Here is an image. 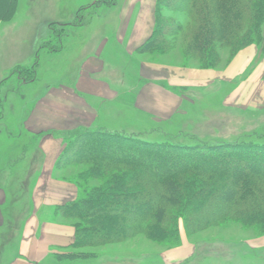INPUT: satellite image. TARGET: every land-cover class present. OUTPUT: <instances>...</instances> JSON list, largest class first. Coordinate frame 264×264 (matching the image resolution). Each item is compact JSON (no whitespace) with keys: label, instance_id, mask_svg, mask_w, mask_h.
Listing matches in <instances>:
<instances>
[{"label":"rangeland","instance_id":"obj_1","mask_svg":"<svg viewBox=\"0 0 264 264\" xmlns=\"http://www.w3.org/2000/svg\"><path fill=\"white\" fill-rule=\"evenodd\" d=\"M170 1L163 3V19L152 46L140 51L157 24V0H7L4 6L0 0V264H10L15 259L21 238L19 226L30 209L35 177L42 172L43 155L37 140L42 132L33 128L31 121L60 111L61 98L53 100L50 93H60V87L64 86L72 92L69 88L74 86L81 63L87 57L98 55L103 69L92 77L107 83L115 94L109 100L87 93L89 104L98 112L93 125L80 128L122 134L137 142L164 147L204 145L206 149L219 146L221 152L227 149L233 154L246 152L251 164L257 167L245 162L240 169L264 174V98L256 97L254 104L250 100L241 103L230 99L231 93L253 71L264 67V14L256 28L244 22L227 29L223 41L210 37L201 47L203 50H196L192 40L198 31L196 25L201 22L200 13L185 9L182 0ZM124 5L134 7L133 19L140 7L145 11L150 7L152 11L153 26L148 37L136 42L131 51L124 48L116 35ZM240 36L250 37L248 44L239 45ZM247 48L256 54L244 72L224 78L223 72L233 58ZM160 79L161 85L177 100L169 112L160 111L155 96L138 100V90L144 84H158ZM256 83L259 88L264 85V74L260 83ZM47 101L52 103L45 104ZM67 132L53 131L61 140L60 153ZM96 140L87 139L84 145L71 144L68 150L76 152V157L67 155L56 164L59 154L55 161L53 178L71 183L74 193L55 205L53 216L57 222L73 228L74 240L68 246L53 248L35 264H264V221L250 218L244 222V214L234 213L209 214L206 223L191 222L184 211L189 209L187 201L193 207L196 196L190 189L186 192L179 187L176 190L182 189L184 201L169 198L168 204L158 206L149 216L145 214L142 221L138 219L143 216L144 204L133 200L141 204L136 207L117 189L110 188L120 199L97 200L100 206L111 209L104 227L113 228L118 222L140 231L116 232L108 234L112 238L107 240L85 244L83 233L88 238L93 235L90 232L102 227L97 221L101 211H81V217H68L56 209L78 198L86 187L106 190L102 188L106 183L115 186L117 174L127 170L125 165H112L100 176L87 174L92 164L79 159V153L102 154ZM213 162L217 168L234 173L233 168L220 164L218 159ZM197 172L185 173L193 183L212 181L207 173ZM257 176L260 183L246 185L243 193L249 200L247 204L257 209L261 206L264 211V178ZM155 186L160 185L145 184L147 191ZM199 202L195 210L206 206V201ZM114 212L126 217L120 216L118 220L112 215ZM161 233L164 236L158 239Z\"/></svg>","mask_w":264,"mask_h":264},{"label":"trees","instance_id":"obj_2","mask_svg":"<svg viewBox=\"0 0 264 264\" xmlns=\"http://www.w3.org/2000/svg\"><path fill=\"white\" fill-rule=\"evenodd\" d=\"M2 1V5L4 6V2L7 0ZM164 2L171 1L157 0V11L159 9L158 12L156 11V17L158 18L157 24L151 35V39L141 46L140 51H144L145 48L151 47L153 44L152 40L156 39L155 37L160 28V22L163 19L161 12ZM182 5L190 12L200 13L201 22L196 25L198 31H196L192 40V47L196 50L203 47V45L206 44V40H211L210 37H214V40H222L224 37L223 34L227 29L239 27L243 25L244 22H248L249 25L252 24L256 28L264 14V0H182ZM153 37L155 39H153ZM249 38L250 37L240 36L239 45L244 46L248 44L247 39ZM210 48L213 49V47ZM201 50H203V48H201ZM261 50H263V45ZM67 137H71V140L66 139ZM94 138L97 139L96 145H99L103 149V153L82 154L80 152V155L78 154L79 159L86 162L89 161L92 164L87 174L100 176L112 165H125L127 166V170L122 174H117L116 179L118 180L115 182V186L111 187L106 183L102 187L106 188V190L94 189L95 187H93L92 190L86 187L80 192L78 198L66 202L56 209L57 211H63L64 215L68 217H75L78 215L81 217V213H89L91 211L96 213L98 210L101 211V217H99L97 221L102 224V227L96 229L94 233H92L93 231L90 232L93 235L88 238L87 234L83 233L85 244L89 242L92 243L93 240L97 239H99V241L107 240V238H112V235L108 234H114L116 232H128V230H134L132 232L140 231V229H133V226L130 227L128 224L119 225L118 222L112 226L113 228L104 227V224L108 221V217L111 216V209L100 206L97 200H104L108 197L120 199V196H115L110 188L117 189L120 195H123L127 201L132 200L133 202V200H140V203H142V205L144 204L143 216L138 219L139 221H142L145 214L149 216L154 213L158 206L161 207L163 204H168L167 200L169 198H179V201H181L183 196L181 192L182 189H185L186 192L190 189V193L196 196L193 207V203L187 201L190 210L184 211L186 219H189L191 222L192 220H196L198 223H201L199 221L205 222L209 214L224 216L231 214L233 216L234 213L244 214V222L250 221V218L258 222L264 221V219H259L264 216L262 207L258 206L257 209L253 205L247 204L249 200L247 197H244L243 192L245 191V187H247L246 185L253 184L255 181L259 182V177L257 175L264 178V174H260L257 172L258 170L249 169L242 171L240 169L242 168L241 164H246L245 162H248L247 166H256L253 162L251 164L250 154L246 152L237 151L233 154L230 152L232 150L227 149V146L224 147L227 149L224 152L218 151L221 148L219 146L218 148L208 146L207 149L204 145L192 148L164 147L161 144L154 145L137 142L135 139L122 134L102 133L88 128L83 129L77 127L67 132V135L63 137L65 147L62 153H60V159L57 160L56 164L60 162V160L62 161L67 155L76 157V152H73L71 149L68 150L71 144L78 143L84 145L87 139L94 140ZM93 144L95 143L91 145ZM131 146L134 148H131ZM211 157H215L213 158L214 160L218 159L220 164H226L233 168L234 173L228 170L226 171L223 168H217ZM173 164L176 165L172 167ZM210 165L212 166L211 168H209ZM188 170L198 171L197 173H207L212 181L207 183L205 180H200L193 183L190 180V176L185 173ZM262 170L264 171V169ZM212 173L215 175L213 176ZM164 181L166 182L164 183ZM149 182L159 183L160 186L158 188L155 186L153 190L147 191L145 184ZM176 187L182 188L181 191H178L179 189L176 190ZM174 195H176V197ZM210 197L211 199H209ZM219 198H223V200ZM252 198V201L255 203L254 196H252ZM202 200L206 201L205 209L196 207L195 210V204L199 205V201ZM212 200H215L217 203L213 205ZM182 201H184V199H182ZM133 203H135L136 207L140 208L139 205L141 204H136V201ZM204 211L206 213H204ZM202 212V215L199 214ZM114 214L115 212L112 215ZM198 215L201 217L196 218ZM120 216L126 217L125 214L114 215L118 220H120ZM132 218L133 217H127L128 220ZM145 218H147V216ZM161 236H164V234L161 233L158 239H160ZM72 247H74V245H72Z\"/></svg>","mask_w":264,"mask_h":264},{"label":"crops","instance_id":"obj_3","mask_svg":"<svg viewBox=\"0 0 264 264\" xmlns=\"http://www.w3.org/2000/svg\"><path fill=\"white\" fill-rule=\"evenodd\" d=\"M133 10L134 7L131 5L123 6L116 32L117 40L125 45L123 46L127 51L134 49L136 42L145 40L153 26L150 7L146 9L147 11L144 7H140L134 19L132 18ZM255 54L256 51L253 53L249 48L241 50L223 72L224 78L227 79L244 72ZM97 56L87 57L81 63L74 86L69 88L72 92L68 91L66 88L68 86H64L60 87L61 94L56 91V93H50L53 100L61 98L59 100L60 103L62 102V106L59 107L60 111L51 112L43 117L40 115V118H33L31 121L30 125L42 132L37 139L39 151L43 155L40 164L42 172L35 177L36 183L29 201L30 209L19 226L21 238L17 244L15 259L11 260L10 264H35L45 259L53 248L68 246L74 240L73 228L57 222L53 216L55 205L63 203L66 200V195L74 193V186L71 183L53 178L55 161L61 152V140L55 137L53 131L67 132L74 127L94 124V115H97L98 110L89 104L87 93L102 99L110 100L114 97V89L107 83L92 77L103 69ZM263 74L264 67L253 71L248 79L242 82L243 85H239L231 93L230 99L239 100L238 102L241 103L250 100V104L255 103L253 100L256 97L263 99L264 85L259 88L256 83H260ZM160 82L162 79L158 84H144L138 90V100L155 96L156 101L159 102L160 111H172V108L177 105V100ZM68 100L70 101L68 102ZM50 103L52 102H45L48 105Z\"/></svg>","mask_w":264,"mask_h":264}]
</instances>
